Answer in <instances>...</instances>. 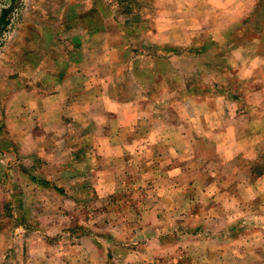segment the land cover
<instances>
[{
  "label": "rangeland",
  "instance_id": "rangeland-1",
  "mask_svg": "<svg viewBox=\"0 0 264 264\" xmlns=\"http://www.w3.org/2000/svg\"><path fill=\"white\" fill-rule=\"evenodd\" d=\"M0 264H264V0H0Z\"/></svg>",
  "mask_w": 264,
  "mask_h": 264
},
{
  "label": "crops",
  "instance_id": "crops-1",
  "mask_svg": "<svg viewBox=\"0 0 264 264\" xmlns=\"http://www.w3.org/2000/svg\"><path fill=\"white\" fill-rule=\"evenodd\" d=\"M251 2H252V1H251ZM88 33H89V32H88ZM153 33L155 34V32H153ZM109 48H110V47H109ZM111 49H113V48H111ZM59 87H60V85L58 86V88L56 89L55 92H53V93H51V94L47 93V96H42V97H41V100H40V102H39L38 104H44V103L47 102V101H51L53 107L56 108V105H57V103H58V101H57V97H59ZM39 89H41V88L39 87ZM57 90H58V91H57ZM30 93H31V91H30Z\"/></svg>",
  "mask_w": 264,
  "mask_h": 264
}]
</instances>
